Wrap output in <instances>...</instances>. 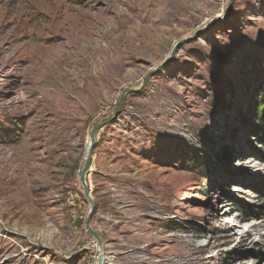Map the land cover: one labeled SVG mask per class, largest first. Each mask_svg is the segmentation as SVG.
Here are the masks:
<instances>
[{"label": "rangeland", "instance_id": "rangeland-1", "mask_svg": "<svg viewBox=\"0 0 264 264\" xmlns=\"http://www.w3.org/2000/svg\"><path fill=\"white\" fill-rule=\"evenodd\" d=\"M263 91L264 0H0V264H264Z\"/></svg>", "mask_w": 264, "mask_h": 264}, {"label": "water", "instance_id": "water-1", "mask_svg": "<svg viewBox=\"0 0 264 264\" xmlns=\"http://www.w3.org/2000/svg\"><path fill=\"white\" fill-rule=\"evenodd\" d=\"M182 42L183 41H180L173 48V50L171 51V54H170V59L168 61H164L163 63H161L160 65H158L157 67H155L153 70L149 71L145 75V77L142 80L141 85L138 88H128V89H126L122 93L121 98H120V101H119V104H118L117 111L114 114V116L111 117V118H109V119H106L105 121H103L99 125H97L94 128V130H93V132L91 134L90 147H89V151H88L87 156H86L85 164H84L83 169H82L81 179H82V183L84 185L85 196L87 197V199L89 200L90 205H91V208H90V210H89V212L87 214V219H86V222H85L86 230L98 241V244H99L100 247H102L100 237L98 236V234L96 233V231H94V229L91 227L92 217H93V215L95 213V205H94V202H93V200L91 198V195H90V187H89L88 182H87V171H88V169L90 168V165H91L92 154H93L94 146L96 144L97 132L101 128H103L104 126H106L107 124L111 123L113 121V119H115V118L118 117V115L121 112L122 106L124 104V100H125V98H126V96L128 94H130V93H137V92L141 91L146 86L148 80L154 74H156V72H158V70L162 69L165 66V64H167V63H169V62H171L173 60L174 55H175L176 51L180 48ZM98 264H104V253H103L102 250H100V254L98 256Z\"/></svg>", "mask_w": 264, "mask_h": 264}, {"label": "bare ground", "instance_id": "bare-ground-1", "mask_svg": "<svg viewBox=\"0 0 264 264\" xmlns=\"http://www.w3.org/2000/svg\"><path fill=\"white\" fill-rule=\"evenodd\" d=\"M84 28H85V26L78 24L77 27L75 28V30H76V32H81V31H83ZM56 39L59 41L58 44H60V45L62 44V45L69 46V44H71V42L68 41L67 37H65L63 35L59 34L56 37ZM76 40H77L78 43L84 42L85 41V37L79 34V35L76 36ZM99 44L100 43H99L98 40L90 39L89 41H87V45L83 46V48H86L88 50V52H89L88 56H91L93 59L96 60V62H98V60H101V58H102V57H98V56L104 54V51H103V49H101L99 47ZM85 53H87V52H85ZM90 142L91 141L89 139V141L86 143V148H87L88 151H89V147H90ZM87 153H86V156H87ZM108 260H110V257L106 256V261H108ZM96 264H98V259H97Z\"/></svg>", "mask_w": 264, "mask_h": 264}, {"label": "trees", "instance_id": "trees-1", "mask_svg": "<svg viewBox=\"0 0 264 264\" xmlns=\"http://www.w3.org/2000/svg\"><path fill=\"white\" fill-rule=\"evenodd\" d=\"M259 103L264 108V93H263V96H262L261 100L259 101ZM262 112L264 113V109ZM260 121H261V123H264V118L261 117ZM258 210H260V208H257V210L254 212H257ZM261 210L264 211V207ZM263 218H264V213L263 214L262 213L261 214H258V213L248 214L247 218L244 220V222H249V221L254 220V219L261 220Z\"/></svg>", "mask_w": 264, "mask_h": 264}]
</instances>
